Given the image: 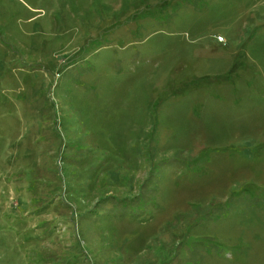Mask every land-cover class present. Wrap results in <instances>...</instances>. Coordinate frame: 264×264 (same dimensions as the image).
Masks as SVG:
<instances>
[{"label":"rangeland","instance_id":"1","mask_svg":"<svg viewBox=\"0 0 264 264\" xmlns=\"http://www.w3.org/2000/svg\"><path fill=\"white\" fill-rule=\"evenodd\" d=\"M0 264H264V0H0Z\"/></svg>","mask_w":264,"mask_h":264}]
</instances>
